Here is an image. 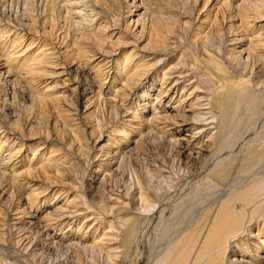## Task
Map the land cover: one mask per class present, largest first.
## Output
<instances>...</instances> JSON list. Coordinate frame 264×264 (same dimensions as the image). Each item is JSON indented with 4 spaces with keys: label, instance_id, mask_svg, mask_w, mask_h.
Returning <instances> with one entry per match:
<instances>
[{
    "label": "bare ground",
    "instance_id": "obj_1",
    "mask_svg": "<svg viewBox=\"0 0 264 264\" xmlns=\"http://www.w3.org/2000/svg\"><path fill=\"white\" fill-rule=\"evenodd\" d=\"M8 2L0 264H264V0Z\"/></svg>",
    "mask_w": 264,
    "mask_h": 264
},
{
    "label": "rangeland",
    "instance_id": "obj_2",
    "mask_svg": "<svg viewBox=\"0 0 264 264\" xmlns=\"http://www.w3.org/2000/svg\"><path fill=\"white\" fill-rule=\"evenodd\" d=\"M9 2H11V1H9ZM7 3V6H8V9L10 10H12V11H16V10H18V11H21V9L23 8V7H25L26 8V6L27 7H31L32 5H33V0H19V2H12V3ZM24 5H26V6H24ZM81 109H83V108H81ZM262 121H264V116H262L261 118H260V120L256 123V125H255V127L250 131L251 133H253L252 135H256V133H258V130H259V127H260V131H263V129H264V125H262V124H264V122H262ZM261 124V125H260ZM259 126V127H258ZM262 128V129H261ZM258 129V130H257ZM255 131H257V132H255ZM184 134V133H183ZM162 149V148H161ZM157 152H159V151H157ZM156 152V154L158 155L159 153H157ZM164 152V151H163ZM162 153V152H161ZM156 154H154L153 156H157ZM168 222V221H167ZM168 224V223H167ZM170 224V223H169ZM168 224V225H169ZM56 254H58V256L56 255ZM64 255V256H63ZM60 256V257H59ZM63 256V257H62ZM68 256V257H67ZM54 257H55V259H54ZM46 259V262L48 261V263H46V264H72L71 263V259L69 258V254H67L66 253V256H65V254L64 253H51L50 254V256L49 255H47L46 257H45ZM60 259V260H59ZM66 259V260H65ZM69 259V260H68ZM49 260H50V262H49ZM53 261V262H52Z\"/></svg>",
    "mask_w": 264,
    "mask_h": 264
}]
</instances>
